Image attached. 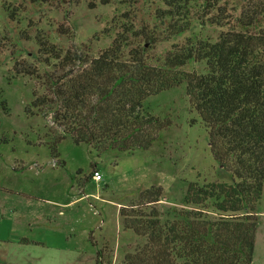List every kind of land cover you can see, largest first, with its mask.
<instances>
[{
    "label": "trees",
    "instance_id": "trees-1",
    "mask_svg": "<svg viewBox=\"0 0 264 264\" xmlns=\"http://www.w3.org/2000/svg\"><path fill=\"white\" fill-rule=\"evenodd\" d=\"M222 1L163 0L166 7L153 12L157 22L142 20L137 28L136 16L126 13L127 21L116 23L115 37L98 56L63 53L38 39L47 65L60 63L59 75L15 63L18 74H40L47 86V94L33 91L30 105L32 115L52 114L61 129L51 144L53 160L59 157L57 145L69 136L99 154L149 149L173 119L147 111L146 100L186 86L189 109L208 130L213 158L231 180L189 182L182 206L166 218L157 206L164 188L142 190L120 212L124 227L146 241L121 264H253L264 190V27L257 28L264 21V0L247 3L234 22L226 21ZM195 20L228 29L215 41L196 38L175 45L163 58L149 54L157 43L190 30ZM190 62L204 64L203 70L185 69ZM104 256L100 248L96 264H107Z\"/></svg>",
    "mask_w": 264,
    "mask_h": 264
},
{
    "label": "rangeland",
    "instance_id": "rangeland-1",
    "mask_svg": "<svg viewBox=\"0 0 264 264\" xmlns=\"http://www.w3.org/2000/svg\"><path fill=\"white\" fill-rule=\"evenodd\" d=\"M250 1H222L226 21H236ZM156 7L166 5L163 0H0V264H96L100 248L107 264H121L127 253L146 241L124 227L120 212L137 201L142 190L154 185L164 188L157 206L161 218H166L182 206L189 182L231 180L213 158L208 130L189 109L184 84L146 100L147 111L173 119L147 150L99 154L69 136L57 145L59 157L53 160L51 144L61 137V129L52 114H31L33 91L47 94L40 74L63 72L59 62L54 67L55 60L52 67L47 65L38 39L63 53L89 51L98 56L115 37L116 23L127 21L126 13L136 16L137 28L142 20L157 22ZM227 29L228 24L204 25L195 20L190 30L157 43L149 54L163 58L175 45L196 38L215 41ZM22 62L40 74H18L15 63ZM203 68L195 62L185 66ZM94 168L101 170L102 180L90 178ZM3 204L16 208L21 219L2 212ZM257 213L253 264H264V190ZM14 222L18 227L13 228ZM28 223L30 228H24Z\"/></svg>",
    "mask_w": 264,
    "mask_h": 264
},
{
    "label": "crops",
    "instance_id": "crops-1",
    "mask_svg": "<svg viewBox=\"0 0 264 264\" xmlns=\"http://www.w3.org/2000/svg\"><path fill=\"white\" fill-rule=\"evenodd\" d=\"M53 162H54V161H53ZM53 162H52V163H53ZM99 170H100V169H99ZM100 171H101V170H100ZM95 180H96V179H95ZM16 191H17V192L25 193V191H24V190H21V189H17ZM25 194H26V193H25ZM38 196H40V197H38L39 199H41V198H44V199L46 198V199H48L47 196H43V195H38ZM1 211H2V212L9 211V212H10V215H12V217H13L14 215H16L17 218L21 219V213H18V210H17L16 208L8 209L7 206H6V204H3V207L1 208ZM47 217H48V216H47ZM31 225H32L31 223L25 224V225H24V228H30ZM15 226L18 227V224H17L16 222H14V224H13V228H14Z\"/></svg>",
    "mask_w": 264,
    "mask_h": 264
},
{
    "label": "built area",
    "instance_id": "built-area-1",
    "mask_svg": "<svg viewBox=\"0 0 264 264\" xmlns=\"http://www.w3.org/2000/svg\"><path fill=\"white\" fill-rule=\"evenodd\" d=\"M93 177H94V179L100 181L103 179V174L99 169H95L93 172Z\"/></svg>",
    "mask_w": 264,
    "mask_h": 264
}]
</instances>
